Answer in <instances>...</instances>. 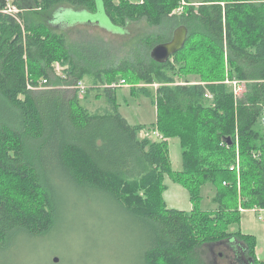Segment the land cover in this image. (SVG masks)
Segmentation results:
<instances>
[{
  "label": "trees",
  "instance_id": "16d2710c",
  "mask_svg": "<svg viewBox=\"0 0 264 264\" xmlns=\"http://www.w3.org/2000/svg\"><path fill=\"white\" fill-rule=\"evenodd\" d=\"M10 2L20 10L25 35L1 12ZM102 3L116 27L146 20L159 28L143 43L145 55L93 69L96 59L77 57L53 20L32 17L31 11L48 14L63 4L95 13L98 0H0V247L15 234L35 238L52 230L56 184L63 183L147 221L143 264H197L205 246L232 239L264 264L255 237L242 232L239 211L264 210V0ZM181 26L188 30L184 49L167 63L154 61L150 51ZM119 72L132 73V82ZM87 79L93 88L82 99L73 87ZM122 80L151 99L154 125L124 118L119 88L111 87ZM233 82L243 87L239 95ZM92 94L105 106L91 111L83 100ZM146 130L164 139L141 137ZM168 139L180 141L181 171L172 169ZM167 176L188 191L191 211L168 209ZM206 184L216 190L209 211L200 206Z\"/></svg>",
  "mask_w": 264,
  "mask_h": 264
},
{
  "label": "rangeland",
  "instance_id": "374dc122",
  "mask_svg": "<svg viewBox=\"0 0 264 264\" xmlns=\"http://www.w3.org/2000/svg\"><path fill=\"white\" fill-rule=\"evenodd\" d=\"M189 1L199 3L203 0ZM31 12L32 17L38 22L49 25L53 20V29H59L58 31L64 33L77 57L81 58L82 53L92 55L91 59H96L92 64L93 69L118 65L122 61H135L141 54L145 55L143 43L147 38H152L159 32L158 27L151 26L146 20L129 22L124 28L116 27L105 14L102 0H98V9L95 13L76 10L66 4L53 8L48 14L38 10ZM62 74L65 75L64 72ZM121 76H126L130 81L133 78L129 72H119L118 77ZM189 80L194 82L198 79L190 76ZM90 81L87 79L83 82L92 89ZM179 81L185 84L184 80ZM121 82L118 87L120 112L132 125L141 123L147 127L154 125L157 120V109L151 99L136 91L133 93L132 81L128 82L131 85L124 84L123 89ZM157 86L151 87L154 94ZM137 87L140 88L142 85L137 84ZM68 89L67 93L74 95V90ZM83 101L91 111L105 106V101L94 99L93 94L88 100ZM152 134L150 130H146L141 137L156 139ZM168 142L172 169L181 171L183 163L180 143L173 144V139H168ZM56 185L58 211L52 230L44 236L35 238H27L21 233L11 236L7 244L0 247V264L144 263V251L151 238L147 221L132 218L104 196L82 194L79 189H73L63 183ZM165 185L167 188L164 198L168 209L191 211L192 204L188 191L169 176L165 179ZM202 193L201 209L205 211L214 209L215 205L212 202L216 194L214 187L206 184L202 188ZM239 211L242 213V232L255 237L256 256L259 261L264 262V212L258 211L257 208L247 211L242 207ZM219 253H223V257H220ZM227 254L229 251L222 244L209 245L195 255V261L197 264H229L225 258Z\"/></svg>",
  "mask_w": 264,
  "mask_h": 264
},
{
  "label": "water",
  "instance_id": "95a60500",
  "mask_svg": "<svg viewBox=\"0 0 264 264\" xmlns=\"http://www.w3.org/2000/svg\"><path fill=\"white\" fill-rule=\"evenodd\" d=\"M187 40L188 30L181 26L174 32L169 42L158 44L152 49L151 58L160 64L167 63L173 55L184 49ZM227 143L231 145L232 140L228 138ZM55 261L58 262V259Z\"/></svg>",
  "mask_w": 264,
  "mask_h": 264
},
{
  "label": "flooded vegetation",
  "instance_id": "af4514ba",
  "mask_svg": "<svg viewBox=\"0 0 264 264\" xmlns=\"http://www.w3.org/2000/svg\"><path fill=\"white\" fill-rule=\"evenodd\" d=\"M221 244L229 251V254L225 256L229 264H256L255 259L249 253L248 248L243 242L232 239ZM211 251L213 253V249ZM219 256L223 257V253H219Z\"/></svg>",
  "mask_w": 264,
  "mask_h": 264
},
{
  "label": "built area",
  "instance_id": "2783aa9c",
  "mask_svg": "<svg viewBox=\"0 0 264 264\" xmlns=\"http://www.w3.org/2000/svg\"><path fill=\"white\" fill-rule=\"evenodd\" d=\"M1 12L4 13V14L10 15L13 18H15L20 23V25L22 26L23 34L25 35V28H24V24H23L22 20L19 17L20 10L18 9V7H16L15 5H13L10 2L8 4L7 8L2 10ZM46 83H47V81H43V85H46ZM233 83H234L235 92H236V94L239 95L243 91V87L240 86L237 82H233ZM124 84H126V82L123 80L121 82V85H124ZM119 86L120 85H112L111 87H116L117 88ZM73 88H74V90H78L79 93L81 94V96H83L91 87L87 86L84 82H80ZM152 135L156 136L160 140L164 139L158 132H153ZM239 169H240L239 164L237 166L231 167L232 171L236 170L238 172ZM261 212H264V210H261ZM260 220H262V217H260Z\"/></svg>",
  "mask_w": 264,
  "mask_h": 264
},
{
  "label": "crops",
  "instance_id": "0c3cea01",
  "mask_svg": "<svg viewBox=\"0 0 264 264\" xmlns=\"http://www.w3.org/2000/svg\"><path fill=\"white\" fill-rule=\"evenodd\" d=\"M125 86L124 85H122V87H121V89H123ZM128 88V87H127ZM94 104V103H93ZM123 115V114H122ZM124 116V115H123ZM124 118L128 121V123L130 124V121L127 119V117H125L124 116ZM131 125H132V123H131ZM135 125H138V124H135ZM141 125H143V123H141ZM180 143V141H179V139H173V144H179ZM247 211H250V210H247ZM245 234V233H244ZM248 235V234H247Z\"/></svg>",
  "mask_w": 264,
  "mask_h": 264
}]
</instances>
